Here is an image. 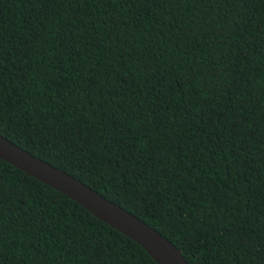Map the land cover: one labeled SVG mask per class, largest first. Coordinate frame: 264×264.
Segmentation results:
<instances>
[{"label": "trees", "instance_id": "obj_1", "mask_svg": "<svg viewBox=\"0 0 264 264\" xmlns=\"http://www.w3.org/2000/svg\"><path fill=\"white\" fill-rule=\"evenodd\" d=\"M0 134L189 264H264V0H0ZM0 264L157 263L0 159Z\"/></svg>", "mask_w": 264, "mask_h": 264}, {"label": "water", "instance_id": "obj_2", "mask_svg": "<svg viewBox=\"0 0 264 264\" xmlns=\"http://www.w3.org/2000/svg\"><path fill=\"white\" fill-rule=\"evenodd\" d=\"M0 159L74 200L93 216L139 244L157 264H189L181 250L154 227L1 134Z\"/></svg>", "mask_w": 264, "mask_h": 264}]
</instances>
